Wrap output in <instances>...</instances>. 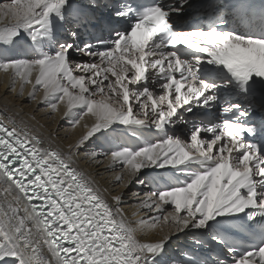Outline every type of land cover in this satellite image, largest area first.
<instances>
[{"label": "snow or ice", "instance_id": "1", "mask_svg": "<svg viewBox=\"0 0 264 264\" xmlns=\"http://www.w3.org/2000/svg\"><path fill=\"white\" fill-rule=\"evenodd\" d=\"M191 8L0 0L8 90L84 129L56 150L0 118V264H264V0ZM105 161L148 189L136 227L75 166Z\"/></svg>", "mask_w": 264, "mask_h": 264}, {"label": "bare ground", "instance_id": "2", "mask_svg": "<svg viewBox=\"0 0 264 264\" xmlns=\"http://www.w3.org/2000/svg\"><path fill=\"white\" fill-rule=\"evenodd\" d=\"M10 21L7 18H0V26L8 25ZM11 81L9 75L0 71V118L3 116H9L19 121H24L32 130V134L39 136L46 146L51 147L56 150H63L66 145L74 143L75 139L83 132L82 126H77L76 129L70 128V119L64 116L66 108L64 105H60L58 111L54 114L46 113L42 107H38V102L40 101V95L38 94L35 101L28 100V93L30 91V86L24 88L23 96L19 98L15 93L8 90ZM20 85L16 84V89L19 91ZM37 107V113H31V109ZM88 123H91L89 118H85ZM84 121H82V124ZM134 137H127L128 143H133ZM101 143V142H98ZM92 146L90 145V148ZM108 145H105L107 148ZM104 165L96 166L95 164L81 163L77 162L75 165L78 169L83 171L86 175H89L91 179L101 188H108L112 193H123L124 202L122 207L128 220L131 222L133 227L137 226V222L141 219H146L145 213H140L133 216L135 211L134 203L137 197L133 195L136 192H144L148 189L142 188L133 184V181L129 183L127 175L124 176V180L119 184L115 181L116 175L119 173V168L116 171L111 170L106 171ZM151 171V170H146ZM141 179H145V176L141 174ZM133 185V187H132ZM183 241H176L173 244L175 249L177 246L181 245Z\"/></svg>", "mask_w": 264, "mask_h": 264}, {"label": "rangeland", "instance_id": "3", "mask_svg": "<svg viewBox=\"0 0 264 264\" xmlns=\"http://www.w3.org/2000/svg\"><path fill=\"white\" fill-rule=\"evenodd\" d=\"M6 25H1L0 26V28H3V27H5ZM83 59H86V58H83ZM37 107L35 106L34 108H32L31 109V113H37ZM42 139V138H41ZM42 141H44V142H47V141H45L44 139L42 140ZM48 143V142H47ZM48 145H49V143H48ZM43 146H46V144L45 143H43ZM54 149V148H53ZM141 178V177H140ZM133 184L134 185H137L136 183H135V181H133ZM138 186V185H137ZM132 187H133V185H132ZM139 188H140V186H139Z\"/></svg>", "mask_w": 264, "mask_h": 264}]
</instances>
